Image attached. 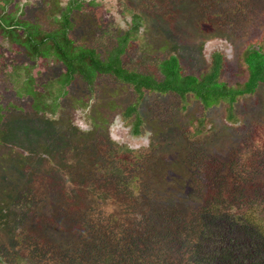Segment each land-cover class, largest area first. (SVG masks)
<instances>
[{"label":"rangeland","instance_id":"rangeland-1","mask_svg":"<svg viewBox=\"0 0 264 264\" xmlns=\"http://www.w3.org/2000/svg\"><path fill=\"white\" fill-rule=\"evenodd\" d=\"M90 1L84 0L81 11L72 13L74 40L105 56L127 29L126 19L131 13L139 14V37L126 47L123 63L141 72H152L155 59L175 54L183 74L199 75L209 66L212 55L220 52L224 57L220 80L234 86L247 79L243 52L263 43L264 0H93L92 5ZM66 2L13 0L8 12H15L19 4L22 18L52 29V17ZM0 49L6 53L0 63V264H42L39 258L55 259L56 264L94 261L83 245L87 235L79 232L75 220H71L72 213L78 214V203L62 209L57 206V198H40L48 179L54 187L61 183L56 168L72 177L71 169L87 167L76 176L78 183L98 169L97 173L108 179L111 167L109 164V171H101L99 163L107 161L101 154L123 146L122 177L118 179L121 183L111 188L119 204L107 201L103 211L116 214L117 222L139 231L148 226L145 216L133 219L129 215L138 212V201L146 200L150 208L141 201L144 211L164 216L171 210L170 218L180 228L183 222L190 221L189 211L197 208L199 196L211 188H203L210 185L208 177L215 175L219 180L238 172L226 164L230 156L240 150L237 153L244 158V153L258 146L260 140L255 139L264 132V84L253 94L237 99L232 122L226 119L224 103L209 108L204 114L205 127L199 124L202 109L190 97L182 111L183 104L175 95L145 94L138 108L142 125L139 134H133L135 116L125 118L124 110L137 102V96L129 86L107 76L96 81L95 95L82 82L72 83L57 117H48L33 109L32 98L19 97L13 89L12 68L29 63L23 50L7 51L1 38ZM36 68L43 71L35 85L37 90L60 72L58 64L44 61ZM201 128L204 131H199ZM115 170L120 171L117 166ZM258 179L264 180L263 166L255 184ZM33 181L41 187L32 185ZM102 187L93 185L95 195ZM73 189L77 194L79 187ZM172 208L182 209V214ZM98 211L102 213V209ZM94 215L91 219L96 222L103 218ZM24 230L39 232L45 248L41 249L50 256L37 253L38 249L24 256L14 245L18 236L19 240L23 238ZM75 251L79 253L73 255ZM68 252L69 257L65 254Z\"/></svg>","mask_w":264,"mask_h":264},{"label":"trees","instance_id":"trees-1","mask_svg":"<svg viewBox=\"0 0 264 264\" xmlns=\"http://www.w3.org/2000/svg\"><path fill=\"white\" fill-rule=\"evenodd\" d=\"M0 1L3 3L0 6V38L8 46L7 51L20 48L29 62L12 68L13 89L19 97L26 95L32 98L33 109L48 117H57L58 107L72 83L82 82L95 95L96 81L101 76H107L117 84L129 86L137 96V102L124 110L125 118L135 116L133 134H139L142 125L143 119L138 108L145 94L175 95L180 99L179 103L183 104L180 106L182 111L185 110L187 97H190L202 109L203 117L199 124L205 127L207 116L204 117V114L209 108L224 103L227 105L226 119L232 122L233 106L237 99L253 94L260 84H264V38L260 46L249 47L243 52L246 81L231 86L220 80L224 66V57L220 52L212 55L209 66L199 75L183 74L180 60L175 54L155 59L152 72L126 68L123 54L128 44L139 37L142 23L139 14L131 13L130 18L126 19L127 29L117 37L116 46L103 56L95 48L77 44L71 35L74 27L72 13L81 11L84 0H67L59 14L52 17V29H45L36 21L22 18V7L19 4L15 5V12H8L13 0ZM93 3V0L89 2L90 5ZM5 56L6 53L0 52V63L3 64L2 58ZM43 61L58 64L60 72L58 77L37 90L35 85L43 71L39 72L36 66ZM2 119L0 105V123ZM257 139L260 140L258 146L251 152L244 153V158L237 153H241L240 150L230 156L226 164L238 172L219 180L215 175L208 177L207 184L210 185H203V188H211L206 194L199 196L197 208L189 211L190 221L183 222L180 228L170 218L173 212L171 210L164 216H154L144 211L141 201L142 205L148 206L149 202L146 200L138 201V212L129 215L133 219L136 215L140 218L145 216L148 226L140 227L139 231L134 226L117 222L114 218L116 214L103 211L108 206L107 201L119 204L116 196L111 193V188L121 183L118 179L122 177L120 157L125 155L121 153L123 146L104 150L102 154L98 151L107 160L104 164L99 163L101 171H109L107 166L110 164L108 179L99 175L98 169L78 183L76 176L87 167L84 169L77 166L71 169L72 177H67L65 170L56 168L61 183L54 187L48 179L47 186L44 187L46 190L40 198H57V206L62 209L71 207L72 202L78 203L75 210L78 214L81 210V214L78 216L72 213L71 220H75L79 232L82 231L88 237L83 245L88 247V253L94 260L90 264H264V180L261 182L258 179L256 184L254 182L259 177L262 166L264 169V132L255 140ZM124 149L132 151L128 147ZM116 166L120 171L115 170ZM34 181L32 185L41 187L42 184ZM100 181L103 187L96 190L100 193L97 196L93 185H101ZM86 185L89 188H85ZM75 186L79 187L77 194L74 193ZM61 189L63 190L59 191ZM100 209L103 214L98 211ZM172 209L181 210L182 214V209ZM93 215L103 218L96 222L91 219ZM21 234L23 238L19 240L18 236L14 245L24 256L35 249L41 255H48L41 249L45 248L39 232L24 230ZM78 253L79 251H75L73 255ZM65 254L69 257L70 252ZM39 259L42 264L57 263L55 259Z\"/></svg>","mask_w":264,"mask_h":264},{"label":"clouds","instance_id":"clouds-1","mask_svg":"<svg viewBox=\"0 0 264 264\" xmlns=\"http://www.w3.org/2000/svg\"><path fill=\"white\" fill-rule=\"evenodd\" d=\"M147 146V145H146Z\"/></svg>","mask_w":264,"mask_h":264}]
</instances>
